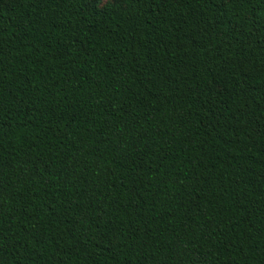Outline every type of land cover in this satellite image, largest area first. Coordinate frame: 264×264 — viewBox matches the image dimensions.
I'll return each mask as SVG.
<instances>
[{
  "label": "trees",
  "instance_id": "trees-1",
  "mask_svg": "<svg viewBox=\"0 0 264 264\" xmlns=\"http://www.w3.org/2000/svg\"><path fill=\"white\" fill-rule=\"evenodd\" d=\"M0 264H264V0H0Z\"/></svg>",
  "mask_w": 264,
  "mask_h": 264
},
{
  "label": "rangeland",
  "instance_id": "rangeland-1",
  "mask_svg": "<svg viewBox=\"0 0 264 264\" xmlns=\"http://www.w3.org/2000/svg\"><path fill=\"white\" fill-rule=\"evenodd\" d=\"M101 6H105L108 3H114L116 0H98Z\"/></svg>",
  "mask_w": 264,
  "mask_h": 264
}]
</instances>
